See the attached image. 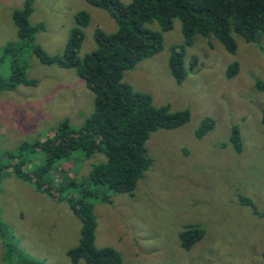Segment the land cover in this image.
Masks as SVG:
<instances>
[{
  "label": "rangeland",
  "instance_id": "1",
  "mask_svg": "<svg viewBox=\"0 0 264 264\" xmlns=\"http://www.w3.org/2000/svg\"><path fill=\"white\" fill-rule=\"evenodd\" d=\"M22 5L23 0H0V77L10 76L15 58L37 85L0 91L1 167L14 164L24 143L43 140L64 119L81 128L94 108V95L73 69L41 64L19 42L12 13ZM33 7L29 24L44 26L35 34V44L48 55L62 54L79 12L89 15L79 58L96 48V29L106 34L117 30L107 12L86 0H34ZM146 27L159 32L156 22ZM234 39L237 49L229 54L213 36L196 35L184 55L187 76L176 84L168 69L170 47L183 43L176 19L163 34V50L124 73L122 81L150 95L155 107L187 110L190 118L178 128L150 135L146 149L151 164L132 195L94 203V246L115 249L122 264H264V96L254 87L256 79L264 82V38L258 46L241 36ZM7 45L14 49L5 54ZM192 58L197 64L190 70ZM234 63L238 72L228 79ZM205 118L213 121V130L198 138ZM233 127L241 138L240 153L230 140ZM105 160L102 154L88 159L77 152L57 163L51 174L56 186L88 183L92 166ZM40 162L37 158L30 166ZM39 194L12 172L0 173V223L20 254L18 261L11 257L4 262L0 242V264H21L22 258L33 264H73L66 252L79 242L80 221L65 201ZM186 226L203 231L188 250L179 240Z\"/></svg>",
  "mask_w": 264,
  "mask_h": 264
},
{
  "label": "trees",
  "instance_id": "2",
  "mask_svg": "<svg viewBox=\"0 0 264 264\" xmlns=\"http://www.w3.org/2000/svg\"><path fill=\"white\" fill-rule=\"evenodd\" d=\"M86 1L107 12L116 22L117 30L106 34L96 29L93 34L96 48L82 58L78 54L83 30L89 24L86 12L75 14V26L60 55H48L35 44V34L44 26L29 24L34 0H23L22 7L12 13L19 42L28 46L41 64L73 69L94 95V108L81 128H72L64 119L43 140L30 145L24 143L18 160L0 166V173L8 170L18 180L30 183L37 192L69 205L81 224L77 246L66 252L71 263L83 260L85 264H122L115 249L94 246L97 227L94 203L110 204L114 195H132L151 164L146 149L150 135L158 129L178 128L190 118L187 110L171 112L168 106L155 107L150 95L134 91L122 81L124 73L163 50V34L172 29L176 19L181 24L183 43L170 47L168 59L169 73L176 84H181L187 76L184 55L196 35L213 36L229 54L237 49L234 35L241 36L246 43L260 45L264 38V0H131L128 4L119 0ZM153 22L158 24L159 32L146 27ZM13 49L7 45L3 53ZM196 64L197 59L192 58L190 70ZM237 72L238 65L234 63L226 76L231 79ZM21 85L36 86L37 81L28 79L25 69L13 58L10 76L0 77V91ZM254 87L264 96L263 81L256 79ZM261 121L264 127V107ZM213 127L211 119H203L196 136L202 137ZM240 139L237 127H233L230 140L236 153L241 151ZM77 152L88 159L102 154L106 160L92 166L88 183L68 181L65 186H56L51 172L57 163L68 161ZM37 158L41 162L30 166ZM247 205L255 208L253 204ZM202 237L199 227H184L179 234L182 249L188 250ZM0 242L3 261L11 257L17 260L20 254L12 245L13 237L1 223ZM20 262L33 264L23 258Z\"/></svg>",
  "mask_w": 264,
  "mask_h": 264
},
{
  "label": "crops",
  "instance_id": "3",
  "mask_svg": "<svg viewBox=\"0 0 264 264\" xmlns=\"http://www.w3.org/2000/svg\"><path fill=\"white\" fill-rule=\"evenodd\" d=\"M5 175H8V173L5 172ZM9 178V177H8ZM37 192V191H36ZM38 193V192H37ZM39 195H42V194H39ZM2 262V261H1Z\"/></svg>",
  "mask_w": 264,
  "mask_h": 264
}]
</instances>
